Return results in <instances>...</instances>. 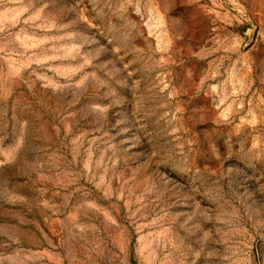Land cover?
Wrapping results in <instances>:
<instances>
[{
	"label": "rangeland",
	"instance_id": "1",
	"mask_svg": "<svg viewBox=\"0 0 264 264\" xmlns=\"http://www.w3.org/2000/svg\"><path fill=\"white\" fill-rule=\"evenodd\" d=\"M0 264H264V0H0Z\"/></svg>",
	"mask_w": 264,
	"mask_h": 264
}]
</instances>
